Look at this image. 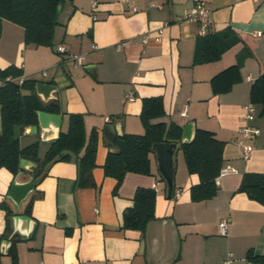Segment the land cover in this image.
Segmentation results:
<instances>
[{
  "label": "crops",
  "instance_id": "0c3cea01",
  "mask_svg": "<svg viewBox=\"0 0 264 264\" xmlns=\"http://www.w3.org/2000/svg\"><path fill=\"white\" fill-rule=\"evenodd\" d=\"M200 3L211 8L212 23L204 35L198 22L183 19L187 8ZM58 20L53 44H33L21 50L22 59L24 29L3 19L0 68L13 64L22 69L19 77L56 86L47 103L59 107L50 111L61 115L58 133L67 131L72 113L83 115L86 138L97 131L94 184H79V155L73 152L40 174L36 161L18 176L24 181L32 175L34 189L17 210L7 196L15 174L0 166V264H222L225 259L250 264L249 253L264 255V204L238 190L245 172L264 173V112L250 97L253 80L264 73V0H65ZM205 39L225 47L217 58L197 61V44ZM61 45L65 51L58 50ZM76 54L84 56L82 64L72 58ZM36 57L41 60L35 62ZM147 97L163 102L164 114L154 122L178 124L181 136L194 122L195 129L211 131L224 142L222 168L234 170L220 171L211 197L192 198L191 187L200 178L188 171L180 146L171 195L152 150L150 173L128 171L114 190L116 178L103 169L107 153L115 150L104 139V127L112 123L116 135L144 133L140 113ZM250 101L254 117L249 123L260 132L244 139L253 147L244 158L237 139ZM26 127L16 124L14 137L20 148L37 143L43 160L58 133L42 136ZM139 187L156 192V217L145 231L123 226V213L133 206ZM14 214L32 220L18 221L14 229ZM223 218H229L227 235L218 233Z\"/></svg>",
  "mask_w": 264,
  "mask_h": 264
},
{
  "label": "trees",
  "instance_id": "16d2710c",
  "mask_svg": "<svg viewBox=\"0 0 264 264\" xmlns=\"http://www.w3.org/2000/svg\"><path fill=\"white\" fill-rule=\"evenodd\" d=\"M59 0H0V36L3 19H8L21 25L24 29V42L37 46H51L56 27L59 25ZM206 38V37H205ZM221 38V37H220ZM223 40V37H222ZM199 42L196 47L197 61L217 58L225 45L217 47ZM22 75V69L11 64L0 68V166L7 167L16 174L19 170L21 157L38 162L35 171L40 174L48 164L69 158L73 152L78 159V180L82 185H93L92 168L96 165L97 131H91L88 138L85 135L83 115H69V125L65 132H60L46 151L43 160L37 157V143L20 148L18 139L13 135L16 124L28 125L37 122V111H58L57 104H43L35 93L36 79L26 78L21 83L17 78ZM23 89H29V94H23ZM251 101L262 105L264 112V73L255 78L250 88ZM164 114L161 97L143 99L141 120L145 130L142 134L122 133L116 135L112 146L115 150L107 153L103 164L104 174L116 178L114 190L120 185L126 172L150 173L151 146L156 142H180L181 126L172 122L166 124L153 119ZM224 142L217 139L213 132L196 128L192 141L180 143L189 172L199 175L200 182L191 187V195L195 200L209 198L215 194L217 185L215 178L223 166ZM83 148L82 153L81 149ZM44 175V173H43ZM42 175V176H43ZM240 191H244L253 199L264 204V173L245 172ZM156 192L153 188L139 187L136 189L132 207L123 213V226L145 231L148 223L155 219ZM30 211V208L26 210ZM8 214L11 213L9 209ZM253 262L264 263V255L248 254Z\"/></svg>",
  "mask_w": 264,
  "mask_h": 264
},
{
  "label": "water",
  "instance_id": "95a60500",
  "mask_svg": "<svg viewBox=\"0 0 264 264\" xmlns=\"http://www.w3.org/2000/svg\"><path fill=\"white\" fill-rule=\"evenodd\" d=\"M65 0H59L57 10L60 12ZM53 49L56 50V46L53 45ZM56 91V86L47 82L37 81L35 84V93L39 96L43 104H47L51 98V93ZM61 115L59 113L50 112L47 110L37 111V122L34 124H28L26 127L27 132H37L43 136L44 132L55 131L59 132ZM195 124L189 122L185 125L181 141L180 142H156L151 146V150L155 153L157 158V164L161 175L164 177L167 184L168 195L172 194L174 189V172H175V153L180 143H186L193 140L195 136ZM59 134V133H58ZM57 134V136H58ZM116 136L115 126L112 123H107L104 127V139L106 142L112 145ZM37 162L25 157L20 158L19 167L20 170L15 174L11 183L7 196L13 201L16 209L18 210L23 201H25L29 194L34 189L33 176L27 180H19L18 176L25 170H32ZM32 218L29 215L14 214L11 217L13 228L16 229L18 221ZM258 264V263H250Z\"/></svg>",
  "mask_w": 264,
  "mask_h": 264
},
{
  "label": "built area",
  "instance_id": "2783aa9c",
  "mask_svg": "<svg viewBox=\"0 0 264 264\" xmlns=\"http://www.w3.org/2000/svg\"><path fill=\"white\" fill-rule=\"evenodd\" d=\"M96 1L92 2L93 7L95 6ZM135 9V8H133ZM183 19L187 20V21H193V22H198L199 26H200V30H199V34L204 35L208 32L209 27L211 26L212 23V19H211V8L208 7L207 5L200 3V4H196L193 5L189 8H187L184 11L183 14ZM261 32L258 31L256 32V34H260ZM143 41H146L148 36L147 35H143ZM159 39V36L157 37ZM129 40H125L122 42L118 43V46L123 45L128 43ZM58 50L59 51H65L64 46H58ZM72 58L74 60H76L78 63L82 64L83 63V59L84 56L80 55V54H76L74 56H72ZM43 74H46V70H42ZM18 82L21 83L23 81L22 77H18L17 78ZM128 98H131L130 94H127ZM244 109L245 112L243 114V119L245 120V122L240 126L239 128V132L241 133V138L237 139V143L239 145H241L242 147V156L244 158H247L250 154V152L252 151L253 147L251 143H245L244 139H250L253 138L254 136H256L259 132L260 129L256 126H253L249 123V121L251 119H253L254 114H253V110H254V105L253 102H248L244 105ZM181 115H186V106L181 110ZM106 119L108 120L109 118L106 117ZM234 168L231 167L230 165H226L224 168L221 169V173H225V172H229V171H233ZM181 192L180 188H177L175 190V196H179ZM228 220L229 218H223L218 222L217 228H218V233L221 235H227L228 233ZM229 260L225 259L222 264H228Z\"/></svg>",
  "mask_w": 264,
  "mask_h": 264
},
{
  "label": "rangeland",
  "instance_id": "374dc122",
  "mask_svg": "<svg viewBox=\"0 0 264 264\" xmlns=\"http://www.w3.org/2000/svg\"><path fill=\"white\" fill-rule=\"evenodd\" d=\"M32 45L33 44H31V43H25L24 42V45L21 47V49H20V57H22V59H24L25 58V53H23L21 50H26V48H32ZM34 48V47H33ZM32 50H34V49H32ZM24 57V58H23ZM41 60V58H39V57H36L35 59H34V61L35 62H37V61H40ZM23 61V60H22ZM178 154H181V152L179 151V153Z\"/></svg>",
  "mask_w": 264,
  "mask_h": 264
}]
</instances>
